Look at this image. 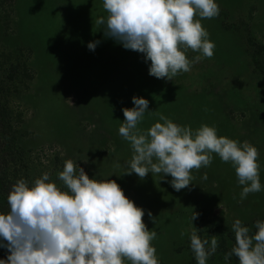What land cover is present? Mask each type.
Returning a JSON list of instances; mask_svg holds the SVG:
<instances>
[{"label":"rangeland","instance_id":"374dc122","mask_svg":"<svg viewBox=\"0 0 264 264\" xmlns=\"http://www.w3.org/2000/svg\"><path fill=\"white\" fill-rule=\"evenodd\" d=\"M215 2L220 8L219 15L203 19L202 26L209 33V39L216 42L219 54H214L215 58H201L193 63L191 71L166 81L148 74L150 61L141 60L139 64L141 53H132H137L132 56L134 69L127 68L126 62L122 61L123 46L105 37L104 26L96 24L98 18L107 17L103 0H0V109L4 112L0 133L11 127L10 131L22 136L21 147L28 149V158L37 165L42 163L45 166L47 158L56 155L77 161L88 175L89 168L98 170L97 155L93 157L79 152L76 129L91 134L104 132L108 144L103 158L102 180H114L137 207L159 209L157 213L164 208L169 209L171 215L177 213V219L165 220L161 217L165 213H156L159 217L155 218V223L149 217L143 222L149 230H164L166 236L173 235L170 231L176 227L177 238L175 235L173 238L179 248L188 249L187 258L194 257V253L188 234L181 236V232L189 228L193 213L190 209L194 206L200 208L196 209L198 211L206 210L203 223L198 218L192 221L199 229L198 235L202 239L216 235L218 241L225 239L230 246L235 243L231 228L234 221L229 219H234L232 215L243 218L242 224L264 221V142L254 132L246 136L242 134L240 137L245 139L238 141L239 136L233 134L231 126H227L221 117V122L215 124L211 110L207 108L195 110L196 114L201 113L199 118H207L200 121L195 115L193 119H187L183 111L185 107L180 104L163 111L148 106L149 111L159 112L168 119L169 114H174L170 120L180 126L195 130L206 124L215 127L218 136L226 137L229 131L230 137L227 138L241 143L248 141L258 149L262 190L248 194L241 201L242 186L238 184L234 168L230 163L222 162L216 154H213L210 166L192 171V185L180 191H175L167 182L171 180L170 176L160 180L158 175L151 173L144 179L134 173L125 174L132 151L118 129L124 120L121 109L133 107L132 97H140L138 92L146 81L147 84L154 81L165 86L163 93L181 100L193 94L197 97L203 95L206 100L214 99L222 114L225 113L237 125L240 122L246 124L249 111L256 116L264 112V51L261 50L264 48V36L261 37V31L264 32V0ZM232 40L241 44V55ZM95 41L99 44L94 51L89 50L88 43ZM222 43L224 49L220 48ZM111 50L119 53L117 57L109 55ZM186 55L190 60L200 53L188 50ZM220 61L227 62L228 66L224 69ZM148 64V67L144 66ZM238 68L242 69L241 74L236 75L235 69ZM115 71L117 75H113ZM233 76L236 81H231ZM112 77L125 81L127 89L120 88L118 80L117 83L111 81ZM124 91L127 92V103L117 106L115 101ZM158 93L160 89L155 92ZM172 102L175 103V98ZM156 122L163 123L157 115L145 113L138 128L147 130ZM2 134L0 139L3 140L6 133ZM252 138L254 142L250 140ZM4 153L5 147L0 142V159ZM86 158L87 163H84ZM117 164L120 167H116ZM43 168L38 171L39 177L45 169H52L51 166ZM205 173L207 179H203ZM50 181L66 190L58 177L50 175ZM1 192L6 197V202L0 204V214H3L9 211L7 197L10 190L2 189ZM227 221L231 223L230 227ZM250 227L255 229L254 222ZM156 238L151 242L153 247L155 241L163 240V236L156 235ZM162 244L163 248L158 249L166 252L161 251L159 256L156 250V256H168V264H175L174 256L166 250L168 242Z\"/></svg>","mask_w":264,"mask_h":264},{"label":"clouds","instance_id":"9594fccd","mask_svg":"<svg viewBox=\"0 0 264 264\" xmlns=\"http://www.w3.org/2000/svg\"><path fill=\"white\" fill-rule=\"evenodd\" d=\"M103 8L107 17L98 18L96 24L104 26L105 37L141 53L145 62L150 61L148 74L156 79L172 81L191 71L201 58L214 55L215 44L201 20L219 15L215 0H103ZM97 44L90 42L87 48L94 51ZM188 50L200 55L189 60ZM132 104L121 109L124 120L118 129L132 151L125 174L144 179L151 173L160 180L170 176L167 182L180 191L192 185V171L210 166L216 154L234 168L242 186L241 201L262 190L259 152L250 142L218 136L216 128L206 124L195 130L180 126L149 111L144 98L134 96ZM145 113L157 115L163 123L139 129ZM57 175L66 190L51 182L48 172L31 184L18 179L11 186L9 211L0 214V248L8 253L0 264H159L151 243L157 234L143 222L145 211L114 180L90 179L72 159L64 161ZM147 215L155 223L150 211ZM198 215L192 213L181 236L188 234L196 264H207L218 239L198 235L192 223ZM231 228L235 244L224 255L226 264L232 256L239 264H264V221L254 223V234L239 219Z\"/></svg>","mask_w":264,"mask_h":264},{"label":"trees","instance_id":"16d2710c","mask_svg":"<svg viewBox=\"0 0 264 264\" xmlns=\"http://www.w3.org/2000/svg\"><path fill=\"white\" fill-rule=\"evenodd\" d=\"M225 1V0H223ZM201 23H203V21L201 20ZM218 29L219 28H215ZM220 31H223L220 29ZM225 33V35L229 36V33H226L225 31H223ZM264 36V32L263 30L261 31V37ZM264 38V37H263ZM212 41V40H211ZM112 42H116L115 40ZM214 44H216V42L212 41ZM232 45H235L239 50V55H241V44H237L234 40L231 41ZM222 48H223V43L219 44ZM226 46V44H225ZM122 49L125 51V54L122 55V58L124 62H126V66L127 68L130 69H134V60L133 57L136 54H133L135 51H131V50H127L125 48L122 47ZM216 52L214 54H219L218 50L219 47H215ZM251 50V49H250ZM262 51H264V48L262 49ZM248 51V49L246 50ZM251 52H253L251 50ZM119 53H117L116 50H111V53H109V55H115L117 57ZM194 55V54H193ZM121 57V55H119ZM224 58H226L225 56H223ZM212 58H215V56L213 55ZM222 59V58H221ZM141 60H144V57L142 56V58H140L139 60V64H141ZM193 60V59H190ZM145 61V60H144ZM220 65L223 66V68L225 69L228 64L227 62H222L220 61ZM145 67H148V65H144ZM241 70L242 69H235V74H241ZM226 72V71H225ZM234 73V72H233ZM226 74V73H225ZM113 75H117V71H115L113 73ZM234 75V74H232ZM120 84V88L123 87L125 90L127 89V87L125 88L126 83L125 81L123 82L122 79H117V78H113L111 79V81H114V83H117V81ZM231 81H236V79H234V76L232 78ZM122 82V83H120ZM151 82V83H150ZM149 84H147V81L144 83L143 82V89H141V91H139V98H144L146 100L149 101V106H151V108L153 109H157V110H165L167 108L172 107L173 105L178 106L179 104L184 106V113L187 119L191 120L193 119V116H197L199 118L200 114L195 112L196 109H200V108H207L211 110V116L213 118V120L216 122L215 124H218L221 122L220 117L223 118V120L228 124L227 126H231V130L233 131V134L239 136L238 141H242V139H245L244 137H240L242 136H246V135H250L253 132L254 133H258L261 137V140L264 142V112H260L257 116L253 113L249 111V115L246 117L247 121L245 125H243L242 122L239 123V125L234 124L231 122V119L227 118L225 113L222 114V109L218 106V103H216V101L214 99H209L206 100L203 98V95L200 96H195L193 94L192 97H186L184 100L178 99V97L176 96H171L167 93H163V91H166L165 86L163 85H159L157 83H155L154 81H150ZM130 86V85H128ZM160 89V93L155 94V92ZM126 94L127 92L124 91L123 95H121L120 97L117 98V102L115 101V103H117V106H123L126 105L127 103V99H126ZM172 98H175V103L172 102ZM177 98V100H176ZM4 112L0 109V122L3 121L4 118ZM174 115V114H173ZM171 114H169V119L173 116ZM171 116V117H170ZM197 118V119H198ZM207 118H199L200 121H205ZM249 122V123H248ZM237 126L239 127V129L237 128ZM11 127L8 128H4V131L1 130L0 136L3 135L2 132L6 133L4 134V139H0V142H2V144L5 147V153L4 156L0 159V204L5 203V196L2 195L1 190H11V186L18 180V179H25L29 184L32 183V179L38 178L39 177V172L40 170H42L41 168L45 169L47 167H52L51 170L45 169V172L50 173L51 177H58V173L60 171L63 170V161H65L64 157H57L56 155H53V157H48L47 158V163L46 165H42V163H40L39 165L35 164L30 158H28L27 155V150H24L21 146L22 144H20L21 138L22 136L20 135H16L13 130L10 131ZM78 130V134H76V144L77 147H79V152L84 153L85 155L90 154V156L95 157L97 155V160L98 161V170H90V173H88V175H90L91 179H99L102 180V178L104 177V175L102 174V168L105 165L103 158L104 155L106 154L107 150L105 149V147H107L108 141H106L105 138V133L101 132V131H97L93 134L90 133H86L81 131L79 128L76 129V131ZM72 132V130H71ZM228 132V133H227ZM226 132V137H230L229 136V131ZM251 132V133H250ZM80 133V134H79ZM83 134V135H81ZM19 136V137H18ZM1 138V137H0ZM253 139V138H252ZM250 139L252 142H254V139L252 140ZM249 140V139H247ZM260 140V141H261ZM258 141V140H257ZM117 149V148H116ZM55 161V162H54ZM41 176V175H40ZM31 177V178H30ZM62 190H64L63 188H61ZM149 191V190H148ZM130 197V196H129ZM225 206V205H224ZM140 208H142L145 211V215L143 217V221H146V219L148 218L147 213L150 211L153 214L154 218H158L159 216H156L155 214L158 212L159 209L155 210V209H149V208H145L144 206H139ZM226 207V206H225ZM227 208V207H226ZM196 209H200L199 207L194 206L192 210V212H196L198 213V221L199 222H204L205 221V214L204 211H198ZM169 209H162L159 213L160 215H163L165 213L164 216H161L162 218H164L165 220L167 219H177V213H175L174 215L169 214ZM231 211V210H229ZM233 214V213H232ZM234 219L230 221H235V219H239L241 222L243 220V218H240L236 215H232ZM215 218V217H214ZM245 219V218H244ZM246 221V219H245ZM243 221V222H245ZM253 222L255 223L256 221L253 220L252 222H250L249 224H242V225H248L249 229H250V234H254L256 229H253V227H250L251 224H253ZM227 225L230 224L229 221H227L226 223ZM233 224V223H232ZM186 227H188V223L186 225ZM173 231H170L171 234L173 235H168L166 236V233L164 232V230L162 229H157L155 232L157 234V237H161L163 236V240H157L154 243V246L156 247L157 253L160 256L161 251L162 252H166L163 250H159L158 248H163V242L167 241L168 242V246L169 248L166 249L168 251V253L170 255L174 256V259L176 261L175 264H196V260L194 259L195 257H191L188 256L187 258V250L185 248H179L178 245L179 243L176 242V240L173 238L176 237L177 234V230L176 227L173 228ZM228 229V227H227ZM177 238V237H176ZM157 239V238H155ZM153 242V241H152ZM159 242H161V244H158ZM235 243H233V245H229L228 241H226L225 239L221 242L218 241V248L215 252V254H213L212 256L209 257L207 264H226L225 260H224V255L225 253H228L231 251L232 247L234 246ZM184 246V245H181ZM168 254V255H169ZM8 253L5 249L0 248V259H6ZM159 260V264H168V256L167 258H163V257H158ZM129 264V262H126ZM227 264H239L238 258L235 256H232L230 258V260L227 262Z\"/></svg>","mask_w":264,"mask_h":264}]
</instances>
